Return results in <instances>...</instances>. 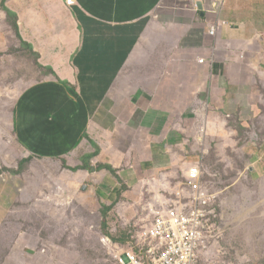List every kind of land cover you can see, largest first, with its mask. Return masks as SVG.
<instances>
[{
    "label": "crops",
    "instance_id": "crops-1",
    "mask_svg": "<svg viewBox=\"0 0 264 264\" xmlns=\"http://www.w3.org/2000/svg\"><path fill=\"white\" fill-rule=\"evenodd\" d=\"M6 8L17 26L4 24ZM263 35L264 0H0V58L24 45L47 75L18 98L11 93V143L21 144L22 161L57 151L69 186H114L129 166L153 177L174 159L161 128L208 134L231 114L246 126L264 107ZM135 135L159 145L130 152ZM85 164L91 169L67 168Z\"/></svg>",
    "mask_w": 264,
    "mask_h": 264
},
{
    "label": "rangeland",
    "instance_id": "rangeland-1",
    "mask_svg": "<svg viewBox=\"0 0 264 264\" xmlns=\"http://www.w3.org/2000/svg\"><path fill=\"white\" fill-rule=\"evenodd\" d=\"M5 18L4 24L17 25L16 17ZM222 25L211 26L210 33L215 29L211 35H217ZM1 58L0 93L4 94L0 98V126L4 136L0 137V264H115L103 240L126 237L122 245L135 242L136 234L150 223L164 199L174 197L170 189L180 190L176 185L184 179V167L196 162L207 170L206 180L219 204L222 202L219 213L224 229L214 239V254L208 264H264V158L258 159L264 151V107L249 115L246 126L239 125L231 114L225 129L211 127L208 134L204 128L191 125L163 127L165 133L160 139L174 140L162 147L171 151L172 164L161 165L153 177L140 176L131 166L121 167V182L114 177V186L84 189L69 186L64 160L53 150L45 155L33 153L26 167L29 170L23 174L10 173L19 168L23 155L21 144L16 149V142L12 144L10 138L11 93L16 92L18 98L47 75L39 58L24 45ZM259 92L264 98L261 87ZM131 139L130 152L140 149L145 153L150 144L159 145L154 137L146 143H140L136 135ZM88 149L93 150L89 143ZM163 156L169 157V153ZM259 166L262 170L258 173L251 171ZM97 176L100 185L103 174ZM165 183L170 186H163ZM123 187L126 190L120 196L118 191ZM105 206L111 207L106 218L102 215Z\"/></svg>",
    "mask_w": 264,
    "mask_h": 264
},
{
    "label": "built area",
    "instance_id": "built-area-1",
    "mask_svg": "<svg viewBox=\"0 0 264 264\" xmlns=\"http://www.w3.org/2000/svg\"><path fill=\"white\" fill-rule=\"evenodd\" d=\"M220 29V26H218ZM213 28L211 33L214 34ZM199 162L182 170L183 181L170 189L172 199L154 212L153 219L127 245L103 240L115 264H208L216 238L223 233L217 195ZM163 186H170L165 183Z\"/></svg>",
    "mask_w": 264,
    "mask_h": 264
},
{
    "label": "trees",
    "instance_id": "trees-1",
    "mask_svg": "<svg viewBox=\"0 0 264 264\" xmlns=\"http://www.w3.org/2000/svg\"><path fill=\"white\" fill-rule=\"evenodd\" d=\"M6 11L8 12V14L9 15H11V16H14V17H16L17 18V20H18V17H17V15H15V14H12V12L9 10V9H7L6 8ZM17 26V25H16ZM31 49V48H30ZM32 51H33V49H31ZM99 153V149L97 148V151H96V153H95V155H97ZM30 163V159H26V160H23L22 162H20V164H19V168L18 169H15V170H9L10 171V173L11 174H13V175H21V174H23L25 171H26V167H27V164H29ZM68 168V167H67ZM107 169V170H109L110 172H112L114 175H116V170L115 169H113L111 166H109V165H100L99 167H98V169L100 170V169ZM68 169H70L71 171H73V172H75V171H78L79 169H91V167H90V165H84L83 167H77V168H68ZM0 174H2V171H0ZM126 190V188L125 187H123L122 189H121V191H118V194L121 196L122 195V193L124 192ZM111 210V207H107V206H105L104 207V212L102 213V215H103V217L104 218H106L107 217V213H108V211H110ZM107 227V223L104 221L103 222V228H106ZM111 239H113V242H118V243H126L127 242V238L126 237H123V238H111Z\"/></svg>",
    "mask_w": 264,
    "mask_h": 264
},
{
    "label": "water",
    "instance_id": "water-1",
    "mask_svg": "<svg viewBox=\"0 0 264 264\" xmlns=\"http://www.w3.org/2000/svg\"><path fill=\"white\" fill-rule=\"evenodd\" d=\"M197 8H198L199 11H201V15L203 16L204 15L203 4L201 2L197 3Z\"/></svg>",
    "mask_w": 264,
    "mask_h": 264
}]
</instances>
